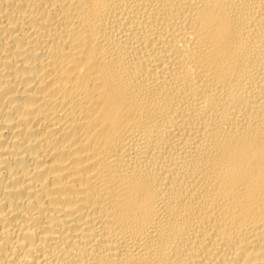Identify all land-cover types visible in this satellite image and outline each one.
I'll return each mask as SVG.
<instances>
[{"label": "bare ground", "instance_id": "obj_1", "mask_svg": "<svg viewBox=\"0 0 264 264\" xmlns=\"http://www.w3.org/2000/svg\"><path fill=\"white\" fill-rule=\"evenodd\" d=\"M0 264H264V0H0Z\"/></svg>", "mask_w": 264, "mask_h": 264}]
</instances>
